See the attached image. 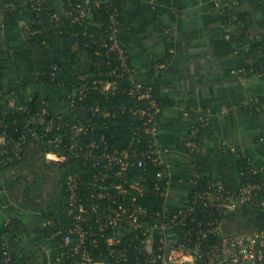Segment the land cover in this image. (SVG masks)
I'll return each mask as SVG.
<instances>
[{
    "label": "trees",
    "instance_id": "obj_1",
    "mask_svg": "<svg viewBox=\"0 0 264 264\" xmlns=\"http://www.w3.org/2000/svg\"><path fill=\"white\" fill-rule=\"evenodd\" d=\"M87 1L96 20L90 18L79 25L64 19L60 28L41 29L39 35L26 40L19 24L26 19L25 12L10 9L8 2L0 0V120L5 122L0 126V176L10 201L38 215L35 227L45 246L34 241L30 243L44 254L41 264H78L81 260L75 253L78 244L85 245L80 247V252L88 251L96 264H128L124 262L125 258L132 262L138 256V249L143 248L142 239L136 238L139 232L124 233L116 228L102 233L97 217L88 211L92 205L91 195L96 189L100 190L101 184L109 189L118 184L125 185L130 189L129 198L136 197L139 206L151 211H162L165 205L155 190L160 168L151 163L146 168L129 167L121 177L112 172L106 184L95 185L94 176L108 161L89 155V145L103 139L110 145V151H125L129 147L138 148L140 139L145 147L148 136L140 132L139 127L147 119L151 105L150 100L142 101L129 94L130 88L139 81L133 76L135 67L127 40H120V45L128 57L130 75L119 69L120 61L115 57L108 58L106 49L101 46L102 40L108 39L109 5L119 9V33L141 43L136 29L128 27L124 20L126 4L130 0H98L103 3L99 9L94 4L97 0ZM201 1H216L221 5L216 20L221 27L227 28L226 36L234 51L227 74H237L240 82L249 81L250 90L261 92L257 99L249 102L244 112L256 119L264 116V35L251 36L255 22L251 12L243 8L250 5L264 17V0ZM171 18L174 20L173 16ZM154 20L156 33L168 44L165 23L159 16ZM169 49L168 44V52L163 58L153 56L147 74L149 81L145 83L152 88L153 98L161 107L159 122L165 106L172 105L162 96L163 73L157 68L163 63L168 66L173 60L174 55ZM94 80L115 82L116 93L104 95L98 91L90 93L84 100H80L78 93L71 113L60 119L61 114H55L58 105L55 96L70 105L72 86ZM28 89L32 91L29 98ZM51 121L55 124L50 128ZM192 126L188 153L199 177L197 185L194 177L190 191L219 180L209 175V159L194 150L205 128L196 123ZM98 152L93 150L94 154ZM49 154H58L65 159L56 166L54 161L46 158ZM234 159L238 170L251 167L246 158L234 155ZM120 169L115 166L114 171ZM71 182L77 186L75 193ZM135 183L144 189L143 195L130 188ZM162 184L166 186V183ZM227 187L232 188L230 184ZM259 202L264 203V193ZM167 203V207L175 206ZM81 205L85 211L81 210ZM248 210L249 228L264 231V207L245 209ZM30 232L23 218L5 219L0 227V264H31L35 250L24 247ZM84 232L86 235L81 242Z\"/></svg>",
    "mask_w": 264,
    "mask_h": 264
},
{
    "label": "built area",
    "instance_id": "obj_2",
    "mask_svg": "<svg viewBox=\"0 0 264 264\" xmlns=\"http://www.w3.org/2000/svg\"><path fill=\"white\" fill-rule=\"evenodd\" d=\"M2 1L8 2L7 6L10 9L25 12L26 19L19 24L26 40L39 35L41 29L60 28L64 19H70L79 25L85 24L90 19L91 7L87 0ZM94 4L96 9H99L103 3L97 0ZM107 9L110 16L109 28L106 30L108 39L102 40L101 46L106 49L107 57H115L119 60L121 63L119 69L130 75L128 57L120 45L118 35L119 9L111 5L107 6ZM166 67L167 65L163 63L159 68L163 70ZM117 70L116 68L114 73ZM107 85H110L109 89H106ZM116 90V83L110 80H94L92 83L84 81L72 86L69 99L74 107V99L78 93L80 100H84L90 93L99 91L106 95L114 94ZM129 94L142 101L150 100L147 119L139 127L140 132L148 136V141L145 147H142L141 140L138 139L140 144L138 148L129 147L125 151L118 149L110 151V145L103 139L89 145V155L108 161L100 173L94 176L95 185L104 182L106 184L112 172L121 177L129 167L146 168L147 164L151 163L160 168L155 190L158 197L165 201V205L162 211H151L147 207H141L136 197L129 198L130 189L123 184L112 186L114 189L101 184L98 186L100 190L96 189L91 195L92 205L88 211L97 217L102 233L107 229L116 228H120L124 233H140H137L136 238L142 239L143 248L138 249V256L132 262H128L127 258L124 262L128 264H264V231L245 228L242 224L245 209L264 207V203L259 202L264 193V177L260 175L261 171L254 167L242 169L238 175L240 182L237 186L232 185V188H228L227 183L219 179L211 181L206 187L190 191L194 177H196V185L199 177L195 164L190 160L192 163L190 185L181 201L173 203L170 186L173 170L166 150L160 142L158 115L161 113V107L153 98L150 86L135 84L132 89L130 88ZM4 123V120H0V126H4ZM51 123L52 121L49 126L52 127ZM94 149L99 151L98 154L93 153ZM115 166L121 169L114 171ZM162 182L166 183V186ZM71 183L70 186L75 193L77 186L74 182ZM130 188L144 194V189L139 183L131 184ZM167 202L175 206L167 207ZM81 210L85 211L82 205ZM84 235L86 232L82 233V236ZM113 242V239L110 240L111 244ZM80 247L85 245L78 244L75 250V253L81 256L78 264H96L94 257L88 251L80 252Z\"/></svg>",
    "mask_w": 264,
    "mask_h": 264
},
{
    "label": "crops",
    "instance_id": "obj_3",
    "mask_svg": "<svg viewBox=\"0 0 264 264\" xmlns=\"http://www.w3.org/2000/svg\"><path fill=\"white\" fill-rule=\"evenodd\" d=\"M212 4V1L201 0H157L156 10L149 8L150 0H130L126 4L125 23L136 29L141 42L136 43L132 38L127 41L135 67V79L149 81L147 74L152 67L153 56L163 58L168 52V44L170 53L174 55L171 63L160 70L163 73L162 96L172 102V105L165 106L160 119V142L173 170L170 184L173 203L181 201L190 184L192 165L190 169L188 165L192 163L188 137L192 123L205 128L194 150L209 159V175L212 171L219 172L218 164L213 162L217 158L232 159V172L227 167L222 170L221 176L227 184L234 185L235 174L238 172L239 175L242 170L236 166V155L248 159L250 168L260 170V175L264 177V116L256 119L244 112L249 102L259 97L260 91L250 90L249 81L240 82L237 74H227V65L234 57L233 46L226 36L227 30L225 40L212 43L209 34L212 29L206 27H212V10L209 9ZM155 16L161 17L166 25L168 44L160 36L158 44L143 41L148 38V33L157 35ZM216 24L220 26L217 20ZM144 34L145 38L142 37ZM226 40L228 42L223 43ZM228 50L230 52L227 53ZM0 185L3 188L4 183ZM6 195L10 199L7 190ZM5 200L2 195L0 227L7 217L19 218L17 213L11 215L7 211L9 203ZM247 219L249 221L250 217Z\"/></svg>",
    "mask_w": 264,
    "mask_h": 264
},
{
    "label": "rangeland",
    "instance_id": "obj_4",
    "mask_svg": "<svg viewBox=\"0 0 264 264\" xmlns=\"http://www.w3.org/2000/svg\"><path fill=\"white\" fill-rule=\"evenodd\" d=\"M220 7H221V5L218 4V3H216V2H213V4L211 6H209V9L212 10V12H211L212 13V27H211V25H206V27H209V28L212 29V32L209 33V34H210V38L212 37V43L214 42L215 44H217L221 39H224L225 40L224 37H225L226 30H227V28H221L220 26H218L216 24L215 14L220 11V9H221ZM149 8L150 9L152 8V10H156V8L154 9L152 7V5L149 6ZM243 8L246 9V10H249L251 12L252 18L254 19V22H255L254 23V27L250 31V34H252L251 36L253 37V36L259 35V34L264 35V17H263V15L260 14L259 12H257L255 9H253L250 5H246ZM90 18H94L96 20L97 16L95 14L90 13ZM129 21H131V20L129 19ZM0 35H1V32H0ZM118 35H119V39L122 40V41L123 40L124 41L125 40L131 41L130 37H128L126 34L123 35L121 33H118ZM145 35L146 34H144L142 37L145 38L146 37ZM148 35H150V34L148 33ZM148 35H147L148 38H146L143 41H145V42H147L149 44H151V43L158 44V42H160V37H159L158 34H157L158 36L157 35H154V34L153 35H150V36H148ZM216 36H217V38H216ZM218 38H220V39H218ZM170 41H172V40H170ZM226 42H228V41L227 40L225 42L223 41V43H225V44H226ZM228 52H230V50H228L227 53ZM137 56L143 57L144 55L137 54ZM133 70H134V68H133ZM133 76H135V74ZM146 82L147 81H144V82L139 81V83H142V84H145ZM109 86L110 85H107L106 86V89H109ZM0 92H2V91H0ZM31 92H32L31 90H29V89L27 90V96H28V98H29V95L31 94ZM55 97L58 100V105L56 107L55 114L56 115H60L61 114L60 119H65L64 117H66L68 114H70L71 111L73 110V105L72 104L69 105L65 101H60V99H59V97L57 95ZM54 124L55 123H53V122L51 123L52 126ZM68 125H69V123H67V126ZM49 127H51V126H49ZM63 127H65V126H63ZM46 158L48 160L54 161L56 163V166H59L60 163H62L64 161V159L61 156H57L56 154H50V157H48V155H47ZM227 160H228L227 158H226V160L225 159L224 160H219L217 158L215 161H213L215 164H218V169H219L218 170L219 171L218 173L221 172V174H218L216 171H212V173L210 175L211 178H214V179L215 178H220L222 180L224 179L223 176H221L222 175V170L227 169V167L229 168V171H231L230 169H232V166H231L232 159H229L228 161ZM188 166H189V169H190L191 164L188 165ZM26 173L27 172H24V174H26ZM190 178H191V176H190ZM237 178H238V172L235 174V178H234L235 179L234 180V185H236V186H237V183H238V179ZM0 179L2 180V177L1 176H0ZM0 183H4V182L3 181L2 182L0 181ZM189 185L190 184H188V186ZM236 186H234V187H236ZM2 195L5 196V198L7 199V200H5L6 201L5 203H9L8 208H6L7 211L11 212V215L14 214V213H17L16 214L17 217L19 216V218H23L24 221L26 222V224H28V227L30 228V231H31L30 232V237L24 242V247H25V249L32 248L33 251L35 250V255L32 254L33 261L31 262V264H41L43 262V256H44V254H42V252L38 251L39 250L38 247H32L31 246L32 243H30V242L34 241V243H38L40 246H43V247L45 246L43 244V242H41L42 239L39 237V235H38V233L36 231V227H35L36 226V220L38 218V215L35 214V213H33V212H30V211L29 212L27 211L26 213L23 214L22 210H24V209L23 208H20V207H18L16 205H14L10 201V199H8V197L6 195V190L4 189V185H3V188H1V185H0V198L2 197ZM249 214H250L249 213V210L248 211H245V217H242L243 218L242 219V224L244 225L245 228H248V226H249V222H248V219H247L249 217ZM80 241L81 242L84 241V237L83 236H82V239ZM47 250H48L47 252L49 253L50 252L49 251V247L47 248Z\"/></svg>",
    "mask_w": 264,
    "mask_h": 264
},
{
    "label": "bare ground",
    "instance_id": "obj_5",
    "mask_svg": "<svg viewBox=\"0 0 264 264\" xmlns=\"http://www.w3.org/2000/svg\"><path fill=\"white\" fill-rule=\"evenodd\" d=\"M156 3H157V0H150V4L152 5L154 9L156 8Z\"/></svg>",
    "mask_w": 264,
    "mask_h": 264
}]
</instances>
